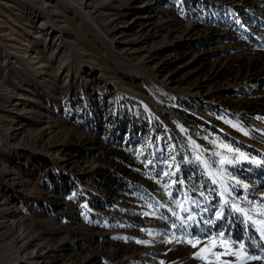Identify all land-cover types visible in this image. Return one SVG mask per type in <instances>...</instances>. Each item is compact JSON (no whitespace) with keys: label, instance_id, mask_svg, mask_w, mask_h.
Masks as SVG:
<instances>
[{"label":"rangeland","instance_id":"obj_1","mask_svg":"<svg viewBox=\"0 0 264 264\" xmlns=\"http://www.w3.org/2000/svg\"><path fill=\"white\" fill-rule=\"evenodd\" d=\"M0 264H264V0H0Z\"/></svg>","mask_w":264,"mask_h":264},{"label":"bare ground","instance_id":"obj_2","mask_svg":"<svg viewBox=\"0 0 264 264\" xmlns=\"http://www.w3.org/2000/svg\"><path fill=\"white\" fill-rule=\"evenodd\" d=\"M79 1H83V0H79ZM80 3V2H79ZM97 8V7H96ZM102 8V7H101ZM98 13V12H97ZM102 14V13H101ZM104 14V13H103ZM101 16V15H100ZM7 24V23H6Z\"/></svg>","mask_w":264,"mask_h":264},{"label":"trees","instance_id":"obj_3","mask_svg":"<svg viewBox=\"0 0 264 264\" xmlns=\"http://www.w3.org/2000/svg\"><path fill=\"white\" fill-rule=\"evenodd\" d=\"M235 231H236V230H234V233H236V232H237V231H236V232H235ZM234 235H235V234H234ZM234 237H236V236H234ZM237 238H238V237H237ZM238 239H239V238H238Z\"/></svg>","mask_w":264,"mask_h":264},{"label":"snow or ice","instance_id":"obj_4","mask_svg":"<svg viewBox=\"0 0 264 264\" xmlns=\"http://www.w3.org/2000/svg\"><path fill=\"white\" fill-rule=\"evenodd\" d=\"M193 246H195V245H193ZM241 247H243V246H241Z\"/></svg>","mask_w":264,"mask_h":264}]
</instances>
